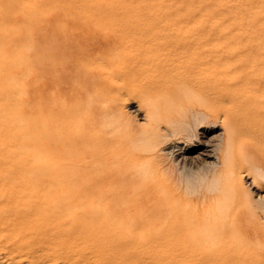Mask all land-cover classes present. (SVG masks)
I'll use <instances>...</instances> for the list:
<instances>
[{"label": "bare ground", "instance_id": "obj_1", "mask_svg": "<svg viewBox=\"0 0 264 264\" xmlns=\"http://www.w3.org/2000/svg\"><path fill=\"white\" fill-rule=\"evenodd\" d=\"M175 6V15L168 19L170 27L157 32L133 29L127 34V30L118 29L113 36L98 37L94 31L99 26L94 24H85L83 30L54 28L49 48L55 59L63 56L65 66L68 54L59 53V47L63 52L64 47L78 45L82 58L90 59L84 74L78 70L79 76L83 74L79 89H94L97 102L103 107L111 103L114 108L103 111L98 103L103 113L98 111L100 115L91 116L95 121L85 123L70 119L66 107L58 110L61 113L51 128L42 116L40 123L31 127L18 110V0H0V264H264V222L244 216L250 205L245 204L243 218L238 203L221 204L216 190L211 196L216 200L213 205L187 216L189 206L184 209L181 197L175 195L177 185L166 177L169 165L164 166L158 153L169 151L179 173L193 158L199 159L212 168L213 180L223 179L228 197L241 195L247 202L244 183L254 185L255 179L236 165L239 162H234L231 145L237 137H245L252 150L264 158V0H179ZM137 33L143 35L137 42L143 56L129 71L130 80L142 72L158 77L152 88L127 103L145 123H137L142 126L135 142L143 144L141 151L146 155L142 159L131 155L136 158L132 170L123 171L118 164L113 173L103 174L100 168L106 163L108 167L116 164L112 152L116 144L109 135L99 137L94 128L106 132L103 129L111 125L127 123L129 116L124 110L126 92L113 82H103L101 76L120 53L111 40L135 39ZM89 45L105 46L103 50L109 53L101 57L98 47L93 51ZM61 70L63 75L66 69ZM160 90L165 100L151 98ZM195 105L214 115L220 124L201 131L202 138L196 140L194 149L173 143L166 146L173 132L187 130L183 119ZM162 108L166 112L160 115ZM105 115H110L113 124L103 119L98 122ZM121 125L116 131L121 132ZM72 128L75 133L71 136ZM89 151L92 160L102 159L92 164L97 171L82 176L67 171L70 161L86 162L88 156L82 154ZM251 165L264 180V165L261 167L257 159ZM132 181L138 185L132 187ZM258 187L255 191L261 192Z\"/></svg>", "mask_w": 264, "mask_h": 264}, {"label": "rangeland", "instance_id": "obj_2", "mask_svg": "<svg viewBox=\"0 0 264 264\" xmlns=\"http://www.w3.org/2000/svg\"><path fill=\"white\" fill-rule=\"evenodd\" d=\"M178 1L179 0H18V68H20V70H21L20 71L18 69L19 70L18 71L19 72L18 73V110H19L20 114L23 116V118L26 120V122L31 127H34L35 125H38L40 123L39 117L42 116L45 118V120L48 119L51 128H53L55 126L56 117H58V115L61 113L60 111H62L63 109H66V107H67L70 119L76 120V121H83L85 123H92L91 119H93V121H95V120L91 116L95 117L97 115L98 111L100 112V110H101V107H99L101 104L99 102H97V96H96L94 89H90V88L87 90L79 89V86L83 81L82 76L84 74L83 70H84L85 64L90 62L89 61L90 59L82 58L80 50H79V52H78V49L76 50V48L79 47L78 45L76 46V48H75V46H73L72 47L73 50H70V49H72L71 46H69L70 48L64 47L65 50L63 52H62V50H63L62 47H59L60 52L59 51L58 52L63 53V54L66 52L68 55L65 57L67 59L69 58L68 59L69 62H67L66 65L63 66V63H62L63 56H60L62 54H59L60 58H62V59H60L58 57L59 60H57V59H55L53 49L50 51V48H49V44L51 42L50 41V33L54 28L58 27V28H62L63 30L64 29L68 30L69 28L70 29H82V28L86 29L85 24H94V25L99 26L96 29L97 31H94V33L96 35H98V37H101L103 35L113 36L114 32H116V30H118V29H123V31L127 30L128 31V32L126 31L127 34L131 33V30H133V29H135L137 31L155 30L157 32L160 29H162L163 27H167L170 25V23L168 24V19H170L173 15H175V13H176V11H175L176 6L175 5L177 4ZM242 1H244V0H236V2H242ZM110 33H112V34H110ZM40 37H41V40L39 41ZM46 38H48V39H46ZM142 38H143V35L140 33H137L135 39H130L129 37L128 38L126 37V38H122L119 41L118 40L115 41L114 39H113V41L111 40L112 44L116 45V47L118 49H120V53H119L117 58H114L113 60L111 59V62H110L111 67L108 69V71H105L103 73V75L101 76V79L103 82H106V83L113 82L114 84L119 85V87H121V90L126 92L124 98L127 97L126 98L127 100L124 99V101H123L125 104L124 110H125L126 114L129 116V119L132 118V121H130L128 119L127 123L126 122L121 123L124 125H121V124H114L115 126L111 125V128L107 127L105 129H103L106 132H103L101 128L98 129L99 127H97L98 131L96 128H94V132L96 131L99 137H101L102 133L107 135V136H105V138H107L109 135L108 139L112 138V140L110 139V141L112 143L116 144V146L112 149V152L114 154L113 156H116L115 157V161H116L115 163L116 164L114 165V167H111V165H109V167H108V165L106 163L104 165V168H100V170L102 169L103 174L104 173L106 174V172L107 173H113L114 170L112 171V168L116 170L118 164H119L118 167L120 166L123 171L132 170L135 167V162L133 163V161H134L133 159L141 158L144 155H146V154L142 153V151H141L143 144L135 142L136 133L138 132V130L140 132V126L144 125L145 123H141L142 121H140L139 116L135 115L134 112L131 111V108H128L129 106L127 105V103L129 101H132L133 99L136 100L138 97H141V94L145 91V89L152 88L155 81H157V79H158L157 75H153V74H150L148 72H142L141 74L136 76V78L134 80H130L131 76L129 74V71H131V69L137 64L138 61L142 60L143 51L139 50V48L137 47L138 46V43H137L138 40H141ZM114 41H115V43H114ZM90 46H91V48H90ZM35 47L36 48L39 47V49H35ZM97 47L98 46L95 47V45H89L88 46V48L90 50H93V49L96 50ZM104 47H101V49H100V47H98V50H97V51H99L98 55H100L101 57L106 56L109 53V51L103 50ZM95 50H93V51H95ZM69 52H70V54H69ZM39 55H40V57H39ZM70 55H72V56H70ZM77 64L80 65L81 67H78ZM82 64H84V65H82ZM50 67L55 72H53V70L50 69ZM69 68H71V69H69ZM43 69H45V70H43ZM61 69H64V71L66 69V72H69V73L65 72L62 75V72L60 73ZM74 69H75V71H74ZM67 70H69V71H67ZM78 70L81 71V73H83V74H81L79 76ZM70 71L71 72L73 71L72 73H73L74 77L72 76V73H70ZM36 72H38L39 74L41 73V74L40 75L36 74ZM53 74L54 75L57 74L58 76L57 75L53 76ZM64 75H66V77ZM68 75H69V77H68ZM61 76H63V77H61ZM76 76H79V77H76ZM28 78H29V80H28ZM116 81H118V83ZM39 84H40V86H38ZM55 92H56V94H55ZM78 93H79V96H78ZM75 94H77V95H75ZM161 94H163L162 90L154 92V94L151 96V98L156 97L161 101L165 100V98H164L165 95H161ZM42 95H43V97H42ZM41 97H42V99H39ZM93 98L96 99L95 102H94ZM32 99H34V100H32ZM93 102L95 105L93 104ZM89 103H90V106H89ZM39 105H40V107H39ZM92 105L94 108L91 107ZM71 106H73V107H71ZM110 106H112V107H110ZM54 108L56 110L55 112H54ZM69 108H71V109H69ZM103 108H104L103 111L111 110V112H112L114 107L110 103L106 107L102 106V109ZM93 109L95 110L94 114H93V112H91V111H93ZM201 109H204V108L199 106V105H195V106L191 107L190 111H186V113L188 115L186 114L187 116H184L183 121L185 123V127L187 128V130L182 131V132H173L172 135L168 137V140L166 141V143H168V144H166V146H168L169 144L172 145V143H173L174 145L178 144L180 147L186 148L187 150H190L191 148L194 149V143L196 144V140L198 138L200 139V137L202 138L201 133H200L201 131L202 132L208 131L211 127L218 126L220 124L219 120L214 115L210 114L205 109L204 110H201ZM58 110H60V111H58ZM193 110H194V112H192ZM103 111L101 110L102 113H103ZM163 111L166 112V109L165 108L160 109V115H163ZM41 112H43V113H41ZM111 112H109V113H111ZM127 112H129V114ZM100 113H98V115H100ZM190 113L192 115V118H191ZM48 114H49V116H48ZM132 114H134L135 116ZM208 115H210V116H208ZM34 116H35V118H34ZM107 116H109V117H107ZM203 116H204V118L201 119L200 117H203ZM89 117H91V118L89 119ZM97 118H99V117H97ZM104 118H102V117L99 118L98 122L100 119H103L101 121H107V122L111 121L110 123L113 124L110 115H105ZM108 118H110V119H108ZM189 119H191V120H189ZM88 120H89V122H88ZM187 120H189V121H187ZM216 120L218 121L217 123L215 122ZM133 121H135L136 124H133ZM130 122H132V123H130ZM137 123L142 124V125L139 126ZM120 125H121V127H120L121 132H118L120 130L116 131V128L118 129ZM130 125H133L135 128L133 126H131V129H130ZM123 126H125L126 129H128V127H129L128 132L130 130H132V127H133V130L131 131L130 134H127L128 132L126 129H124ZM122 127H123V129H122ZM167 128L169 131L172 130L170 125H168ZM107 130H109V131H107ZM114 130H115V132H117V135H114L115 134ZM124 130H126L125 133H123ZM74 133H75V129L72 128L68 134H70L72 136ZM119 133L121 134V137L124 140L119 139V135H118ZM126 137H128V138H126ZM241 139H243V141ZM240 140L242 141L241 143L239 142ZM122 141H124V142H122ZM234 141H236V143ZM234 141H233V145H231L232 151L234 152V154H233L234 162L235 163L239 162L236 165L239 166L240 169L243 170L244 173H246L250 178L255 179L254 185H252L250 181H246L244 183V188L246 189V191H248L247 202L241 195H239L240 197H238V198H233V195L231 194V197L229 196L230 197L229 198L227 195H230V193L229 192L227 193V191H229V190L226 187H224L223 179L219 178L218 180H213L211 178V172H210L212 168H210L208 165H202L203 163L199 159L196 160L197 158L196 159L193 158L194 164H193V162L189 164V166L193 164L191 166V168L189 166H188V168H186L187 167V165H186V167L182 170V172L179 173L176 166L173 165V162H172L173 156L169 155L170 154V153H168L169 151H167V150L158 151V153L161 152V153H159V157L160 158L162 157L161 160L163 159L162 161H164L163 163L165 165L163 163L162 164L164 166H167V167L169 165L170 173L172 170V173L171 174L168 173L169 176L166 175V177L168 179L170 178L169 180L173 184L177 185V188L174 189L175 190L174 193L176 192L175 195L182 198V199L180 198V200H181L180 202H183L184 206H183V204H182V206H183V208L185 207L184 209H186L189 206L186 209L187 211H185L187 213V216L188 215L194 216L199 211H201L203 208H207V207L213 205L216 202V200L213 201V199H211V196L214 195V193L216 194V192L218 191L217 194H218V196H220V198L218 197V200L220 201V203L222 202L221 199L224 202V203L222 202L221 204H226V203L229 204V203H231L230 201H233L232 203H234V205H236L238 203L237 206H239V209L243 210V211H241V214H242V212H243V214L245 212H247L246 211L247 209H245L246 205H250L249 206L250 208L249 207H247V208L250 210L251 209L253 210V208H254V210H253L254 212L252 213V211L250 212V210H249V212L247 214L245 213L244 216L245 217L247 216L246 218H248V217L250 218V216H251L250 219H253L255 217V219L258 218L257 219L258 221L264 222V221H262V220H264V204H262V203H264V180H261L262 178L255 173L253 168H251L252 160L257 159L258 162H260V166H261V165H264V158L258 156V154L256 153V151L254 149H253L254 151L252 150L251 143L248 141L247 138L239 136ZM126 142H127V144H126ZM178 142H180V143H178ZM238 142H239V144H241L240 146H239ZM243 143L245 146L242 145ZM236 144L238 146H236ZM78 146H80V144ZM162 146L164 147L165 144ZM163 147L159 146L160 149ZM235 147L238 149L240 147L241 148L243 147V149L238 150V149H235ZM244 147H246V149L249 148L250 152L248 151V149L245 150ZM116 148H118L119 150ZM82 150H84V149L82 148ZM126 150L127 151L129 150V151L127 152ZM134 150H136V152H134ZM90 151L92 152V150H90ZM131 151L134 153H130ZM240 151L244 154H241ZM245 151L249 152L251 155L246 153ZM89 152L88 153L84 152L82 154V155L88 156L86 159V162H88V163H86L84 161L82 162L79 160H77L79 162L76 161L77 163H75V161H73V162L70 161L71 165L68 163L69 167H67L68 168L67 171L71 172L70 170H72L74 173H76L77 175H81V176L82 175H92L95 171H97L96 169H94V167H92V164L95 162H99V161L102 162V159L98 158L99 160H97V161H94V159L92 160L90 157L93 156V153H91V152L89 153ZM120 152L122 154H120ZM236 152L237 153L239 152L238 153L239 156H237V154L235 155ZM245 153L248 155L246 156ZM125 155H127V156H125ZM131 155L135 156L136 158L131 156ZM191 155H195V153L192 152ZM243 155L246 157V159H244L245 157ZM249 155H250V157H249ZM129 157H130V161H129ZM131 157H133V158L131 159ZM237 157H238V159H237ZM119 158H120V160H121V158L122 159L125 158V159H123L122 161H118ZM242 159L245 160V163L247 165H245V163L243 162L244 160H242ZM68 160L69 159H67L65 161H68ZM137 161H139V160H137ZM199 161L201 162V164ZM247 161L249 163H247ZM195 163H197L198 166H196ZM166 164H168V165H166ZM124 166H126V167H124ZM248 166H249V168H248ZM242 167H243V169H242ZM172 168L175 170V173H174V170ZM262 168H264V167H262ZM245 169H249V170H247L248 172ZM250 169L253 170V173H251L252 171ZM87 170H89V171H87ZM249 171H251L250 174H248ZM254 173H255V175H254ZM135 182L132 181V183H131L132 187H136L138 185V182H136V183ZM108 185L111 186V184H108ZM255 185L257 187L258 186L260 187V188L259 187L258 188L261 189V192L255 191V189H256ZM217 187H220V188H217ZM219 190H221V193ZM222 190H224V191H222ZM199 193H201V194H199ZM219 194H221V195H219ZM224 194H226V196ZM180 195H182V196H180ZM222 195H224L226 198H224V197L222 198ZM250 199H253V200H250ZM257 199L259 201H257ZM234 200H237V201H234ZM239 200H241V202ZM185 201H186V203L189 202L190 204H186ZM249 202H251V203L248 204ZM255 202H256V204H255ZM197 205H198V207H197ZM190 206H192V207L190 208ZM258 206H260V207H258ZM196 209L198 212L195 211ZM258 209H260V210L258 211ZM193 210H194V212H193ZM243 214H242V217H243ZM253 215H256V216H253ZM255 219H253V220H255Z\"/></svg>", "mask_w": 264, "mask_h": 264}]
</instances>
